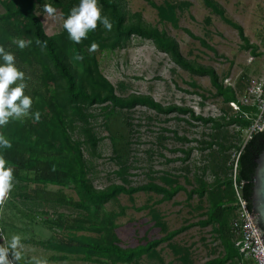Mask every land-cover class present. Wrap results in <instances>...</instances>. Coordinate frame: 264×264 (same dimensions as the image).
<instances>
[{
  "label": "trees",
  "instance_id": "16d2710c",
  "mask_svg": "<svg viewBox=\"0 0 264 264\" xmlns=\"http://www.w3.org/2000/svg\"><path fill=\"white\" fill-rule=\"evenodd\" d=\"M54 1L0 0V46L14 54L18 69L28 68L33 75V80H30L31 92L27 87L24 89V94H30L32 98L29 113L20 118H10L7 124L0 126V135L11 141V147L0 151V155L6 161L5 166L13 168L10 195L21 197L23 202L35 207L42 205L39 213L46 215L42 224L53 232L42 243L60 253L53 255V258L67 260L70 255H77L95 263L141 264L142 256L153 254L162 263L156 249L167 242L176 259L183 264H254L253 260L243 258L240 245H237L239 236L231 229L230 222L235 211L231 175L220 177L217 174L212 182L195 175L196 186L190 189L177 175L169 172L152 176L151 180L137 186L129 185L127 177L131 168L133 131L129 111L137 105H146L164 114L189 113L194 119L211 123L215 128L231 123L247 128L252 120L239 119L235 115L227 118L225 112L219 118L204 117L195 114L189 107L177 104L164 106L148 94L119 95L102 73L98 53L125 46L133 36H138L153 41L158 49L170 55L176 65L192 73L208 75L216 89L214 95L224 102L238 100L234 87L225 85L212 66L185 57L176 38L165 28L145 22L139 12L130 14L124 0H98L101 14L107 15L112 22L111 30L98 21L97 27L80 42L71 40L64 28L49 35L34 5L37 3L39 11L45 13L44 6ZM57 1L68 13L80 2ZM146 1L156 8L161 23H170L175 28L178 27V9L189 4L186 0H165L161 4L154 0ZM204 3L219 15L225 14V9L215 0H204ZM234 26L244 43L243 47L254 55H260L257 45L250 42L243 27L238 24ZM186 31L194 35L190 30ZM18 39L31 43L20 48L14 43ZM37 39L41 41L40 44L36 43ZM93 43L97 47L90 51ZM203 43L211 47L205 41ZM120 85L122 87L123 83ZM242 108L251 110V107L244 105ZM36 112L40 114L39 119L35 118ZM97 127L108 132L113 153L111 159L118 165L116 172L122 179V183H112L104 188H97L93 184L92 164L85 154L88 151L91 156L100 155L99 143L105 136L99 134ZM214 143L211 141L208 146L212 147ZM237 149V169L239 177L245 181L243 193L251 202L255 158L264 149V130L253 132ZM189 153L186 152V157ZM185 178L188 183L189 180ZM49 185L72 187L78 200L68 197L63 189H49ZM139 191L160 194L161 197L153 204L170 201L178 192L184 191L187 201L197 195L207 205L201 212L202 218L168 230L153 204H143L139 209H149L155 219L154 224L164 231V235L146 239L145 243L134 247H123L116 232V220L124 214L126 207L120 205V210H115L109 209L107 204L119 203L121 194H127L133 200V194ZM4 204L3 200L0 201V209ZM56 206L71 211L67 213L54 209L50 213L45 210L46 207ZM196 225H211L222 247L220 255L194 263L188 247L172 242L177 235Z\"/></svg>",
  "mask_w": 264,
  "mask_h": 264
},
{
  "label": "rangeland",
  "instance_id": "374dc122",
  "mask_svg": "<svg viewBox=\"0 0 264 264\" xmlns=\"http://www.w3.org/2000/svg\"><path fill=\"white\" fill-rule=\"evenodd\" d=\"M154 1L161 4L165 0ZM186 1L189 4L178 9L177 28L170 23H161L156 8L146 0H124V3L130 14L139 12L145 22L165 28L176 38L185 57L215 68L224 84L234 87L240 96L253 77H264V0H215L225 9L224 15L207 7L204 0ZM51 6L56 10L54 15L42 13L38 4L34 5L49 35L62 30L63 21L69 14L57 0ZM234 24L243 27L250 42L257 45L260 55H254L243 47L244 43ZM186 29L194 35H190ZM98 59L102 73L119 95L148 94L164 106L177 104L189 107L195 114L204 117L219 118L225 112L229 118L236 113L230 103L214 95L216 89L208 75L192 73L176 65L170 55L158 49L150 39L133 36L125 46L100 51ZM20 70L24 72V82L31 92L30 80H33V75L28 68ZM129 116L133 131L131 168L127 177L132 186L144 184L152 176L165 172L177 175L188 189L196 186L195 175L203 176L209 182L217 174L220 177L231 175L238 154L237 146L247 137V129L234 123L215 128L211 123L194 119L189 113L164 114L146 105L135 106L129 111ZM97 130L105 136L99 143L100 155L91 156L88 151L85 152L92 164L93 184L97 188H104L112 183H122L116 172L118 165L111 159L113 153L108 132L101 127H97ZM211 141L215 143L209 147ZM187 151L190 153L186 157ZM48 188L63 189L68 197L78 200L72 187L49 185ZM160 197L153 191H139L133 194V200L127 194H121L119 203L107 204L109 209L115 210H120V205L126 207L124 214L116 220V232L123 247H134L145 243L146 239L164 235V231L154 224L155 219L149 209H139L143 204H153ZM186 198V192L180 191L170 201L153 204L168 230L203 217L201 212L205 210L207 202L197 195L189 201ZM3 201L5 204L0 209V247H8L14 235L21 238L17 249L20 259L16 260L13 256L15 250H10L9 264H35L33 257L42 264H111L86 261L77 255H70L67 260L53 258V255L60 253L43 244L53 232L42 224L46 218V215L39 213L42 205L35 207L23 202L21 197H12L10 191ZM54 209L67 213L71 211L61 206L46 207L45 210L52 213ZM215 236L211 225H196L177 235L173 242L188 247L190 258L194 263H200L220 255L222 247ZM158 248H161L160 254L165 262L169 260L171 264H183L174 258L165 242ZM140 262L155 264L156 260L144 255Z\"/></svg>",
  "mask_w": 264,
  "mask_h": 264
},
{
  "label": "clouds",
  "instance_id": "9594fccd",
  "mask_svg": "<svg viewBox=\"0 0 264 264\" xmlns=\"http://www.w3.org/2000/svg\"><path fill=\"white\" fill-rule=\"evenodd\" d=\"M44 11L49 15L55 14V8L46 4ZM100 22L105 28L111 30L112 22L107 15L101 14V7L98 0H80L77 6H74L70 13L63 21V28L67 31L68 36L75 42H80L85 38L90 30L97 27V22ZM18 47L24 48L31 41L18 39L14 41ZM37 44L41 41L37 39ZM46 43V42H45ZM97 45L93 43L90 46V51L95 50ZM0 126L9 122V119L20 118L29 113L32 105V98L24 94L26 84L24 82V72L18 69L15 64V56L13 53L6 51L3 46H0ZM20 81L19 83H16ZM15 84L14 87L10 85ZM39 112L35 113V118L39 119ZM11 147V141L5 136L0 135V151ZM6 161L0 155V201L8 194L13 187V168L5 166ZM20 236H12L8 247H0V264H9L8 254L13 251V256L16 260L20 259V252L17 250L20 245ZM35 264L42 262L33 257Z\"/></svg>",
  "mask_w": 264,
  "mask_h": 264
},
{
  "label": "built area",
  "instance_id": "2783aa9c",
  "mask_svg": "<svg viewBox=\"0 0 264 264\" xmlns=\"http://www.w3.org/2000/svg\"><path fill=\"white\" fill-rule=\"evenodd\" d=\"M237 101L230 104L236 109L235 116L239 119L249 118L252 123L247 127L246 140L253 132L264 130V77H253ZM242 105L251 107L250 111L242 108ZM236 156L233 172L231 173L233 189L235 191V211L231 219V229L239 236L237 245L244 259L253 260L254 264H264V244L261 241L251 217L252 207L250 200L244 195L245 181L239 177Z\"/></svg>",
  "mask_w": 264,
  "mask_h": 264
},
{
  "label": "water",
  "instance_id": "95a60500",
  "mask_svg": "<svg viewBox=\"0 0 264 264\" xmlns=\"http://www.w3.org/2000/svg\"><path fill=\"white\" fill-rule=\"evenodd\" d=\"M251 195V217L261 241L264 244V149L255 158Z\"/></svg>",
  "mask_w": 264,
  "mask_h": 264
},
{
  "label": "crops",
  "instance_id": "0c3cea01",
  "mask_svg": "<svg viewBox=\"0 0 264 264\" xmlns=\"http://www.w3.org/2000/svg\"><path fill=\"white\" fill-rule=\"evenodd\" d=\"M172 242H173V240H172ZM166 243V245H167V242H165ZM159 247V246H158ZM157 247V251L160 253V250H161V248H158ZM160 249V250H159ZM148 258H151V259H153V260H156V262H155V264H171V262L168 260V261H164V258H163V256L160 254V256L162 257V263L161 262H159L158 260H157V257L156 256H154L153 254L151 255V256H148V255H146ZM174 258L176 259V257H175V255H174Z\"/></svg>",
  "mask_w": 264,
  "mask_h": 264
}]
</instances>
